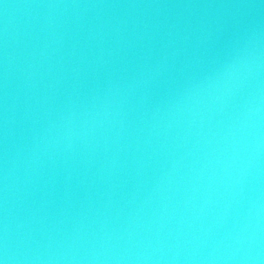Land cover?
<instances>
[{
  "label": "water",
  "instance_id": "95a60500",
  "mask_svg": "<svg viewBox=\"0 0 264 264\" xmlns=\"http://www.w3.org/2000/svg\"><path fill=\"white\" fill-rule=\"evenodd\" d=\"M0 264H264V0H0Z\"/></svg>",
  "mask_w": 264,
  "mask_h": 264
}]
</instances>
